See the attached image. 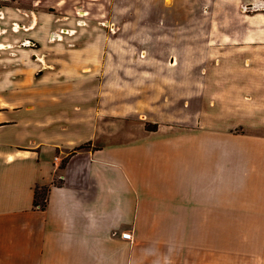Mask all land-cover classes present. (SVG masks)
<instances>
[{
    "label": "crops",
    "instance_id": "crops-1",
    "mask_svg": "<svg viewBox=\"0 0 264 264\" xmlns=\"http://www.w3.org/2000/svg\"><path fill=\"white\" fill-rule=\"evenodd\" d=\"M98 1L108 8V0ZM15 3L0 7V18H30L27 35L41 41L42 50L55 23L43 10L55 2ZM89 4L78 6L85 9L79 14H92ZM66 8H57L58 22L73 10ZM106 13L98 10L100 17ZM93 49L87 44L80 50ZM105 50L112 52L113 43ZM82 56L77 66L89 60ZM261 78L235 82L238 89L258 93ZM33 97V92L12 93L6 111L11 120H0V264H211V258L226 264L222 230L227 226L250 228L238 237L232 264H264L263 101L254 97L247 104L246 114L257 120L248 129L208 117L220 115V105L234 107L229 99L214 100L208 112L202 105L199 113L205 116L195 126L160 124L132 143L111 142L64 155L69 142L39 131L65 127L58 122L59 107L37 109ZM15 99H24V106ZM194 104L191 98L188 108ZM41 187L48 188L44 208L35 206ZM125 231L132 232V240L122 238Z\"/></svg>",
    "mask_w": 264,
    "mask_h": 264
},
{
    "label": "rangeland",
    "instance_id": "rangeland-1",
    "mask_svg": "<svg viewBox=\"0 0 264 264\" xmlns=\"http://www.w3.org/2000/svg\"><path fill=\"white\" fill-rule=\"evenodd\" d=\"M95 1L53 0L54 7H44L55 23L42 50L41 41L27 35L30 18H0V43L9 47L0 50V120H11L6 111L12 93L33 92L35 108L59 107L58 122L65 127L39 131L69 142L64 155L81 146L132 143L160 124L195 126L205 116L199 113L202 105L208 112L214 100L229 99L243 113L220 105V115L208 117L232 120L241 130L257 124L246 106L254 97L264 105V0H108V8ZM83 3H90L92 14H79L85 12L78 8ZM59 5L73 9L60 22L55 19ZM7 6L18 4L0 0V7ZM107 9L100 17L98 10ZM110 42L112 52L105 50ZM87 44L95 49L80 50ZM81 55L89 60L77 66ZM253 64L260 67L251 73ZM257 75L261 91L238 89L237 79L250 83ZM191 98L194 108H188ZM23 100L13 103L24 106ZM34 118L42 121L40 114ZM249 229H221L226 264L234 261L238 237ZM211 264L216 260L211 258Z\"/></svg>",
    "mask_w": 264,
    "mask_h": 264
},
{
    "label": "trees",
    "instance_id": "trees-1",
    "mask_svg": "<svg viewBox=\"0 0 264 264\" xmlns=\"http://www.w3.org/2000/svg\"><path fill=\"white\" fill-rule=\"evenodd\" d=\"M83 148H85V146H81L79 149H83ZM47 192H48L47 187H41L39 189L37 188L36 196H35V206H39L40 208L45 207Z\"/></svg>",
    "mask_w": 264,
    "mask_h": 264
},
{
    "label": "built area",
    "instance_id": "built-area-1",
    "mask_svg": "<svg viewBox=\"0 0 264 264\" xmlns=\"http://www.w3.org/2000/svg\"><path fill=\"white\" fill-rule=\"evenodd\" d=\"M122 238L127 239V240H132L133 239V234L131 231H125L122 233Z\"/></svg>",
    "mask_w": 264,
    "mask_h": 264
},
{
    "label": "bare ground",
    "instance_id": "bare-ground-1",
    "mask_svg": "<svg viewBox=\"0 0 264 264\" xmlns=\"http://www.w3.org/2000/svg\"><path fill=\"white\" fill-rule=\"evenodd\" d=\"M2 45H0V47H1ZM3 48H4V46H2ZM8 47V46H7ZM1 49V48H0Z\"/></svg>",
    "mask_w": 264,
    "mask_h": 264
}]
</instances>
